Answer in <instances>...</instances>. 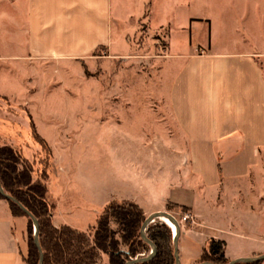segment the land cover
<instances>
[{"label": "crops", "instance_id": "0c3cea01", "mask_svg": "<svg viewBox=\"0 0 264 264\" xmlns=\"http://www.w3.org/2000/svg\"><path fill=\"white\" fill-rule=\"evenodd\" d=\"M153 1L131 0L138 28L142 20L149 32L166 27L152 23ZM125 6V0H0V34L21 50L13 52V58L84 61L101 49L105 59L127 60L132 48L125 27L136 17ZM191 8L195 14L184 24L187 46L182 52L167 51L161 61L170 75L167 103L144 105L156 113L159 124L169 126L153 141L149 136L143 141L147 147L141 161L151 163L152 169L140 178L155 186L150 203L144 206L112 194L100 215L113 202L135 203L150 215L170 211L169 205L187 208L192 220L180 224L181 264H200L212 239L226 242L229 261L262 256L264 0H190ZM201 37L204 43L196 41ZM31 137L38 149L29 158L23 150L21 154L41 166L44 151L32 128ZM42 138L51 150L47 187L55 205L53 224L85 232L80 225L93 201L76 189L67 160L63 155L57 160L54 147ZM164 160L190 178L193 185L185 197H169L160 187L157 162ZM133 178L138 176L133 173ZM27 225L28 220L14 216L9 202L0 198V264H26L21 239Z\"/></svg>", "mask_w": 264, "mask_h": 264}, {"label": "rangeland", "instance_id": "374dc122", "mask_svg": "<svg viewBox=\"0 0 264 264\" xmlns=\"http://www.w3.org/2000/svg\"><path fill=\"white\" fill-rule=\"evenodd\" d=\"M125 2L126 10L136 17L125 27L132 48L127 60L105 59L101 49L84 61L13 58V52L21 50L8 45L0 34V146L11 145L29 158L30 152L38 149L31 137L30 124L34 123L38 134L54 147L57 160L61 155L67 160L68 170L75 175V188L93 201L90 214L80 225L89 242L107 197L115 194L144 206L150 203L155 186L140 178L141 173L152 169L151 163L141 161L147 147L143 141L147 136L153 141L167 132L168 125L159 124L156 113L148 112L144 105L167 103L170 75L161 61L167 51H184L189 42L184 24L195 14L190 0H154L152 23L166 27L149 32L142 20L138 28L134 4ZM196 41L203 42L204 37ZM41 158L46 160L47 154ZM157 164L162 175L160 187L169 197H185L193 185L186 171L174 172L171 161ZM44 168L35 165V179ZM133 173L138 178H133ZM168 207L171 210L165 212L184 224L182 218L188 213ZM28 225L21 239L24 258L31 244ZM113 228L117 230L115 224ZM98 262L108 264L109 259L100 254Z\"/></svg>", "mask_w": 264, "mask_h": 264}, {"label": "trees", "instance_id": "16d2710c", "mask_svg": "<svg viewBox=\"0 0 264 264\" xmlns=\"http://www.w3.org/2000/svg\"><path fill=\"white\" fill-rule=\"evenodd\" d=\"M34 140L43 148L47 159L41 161L44 171L35 179V164L12 146H0V182L6 194L15 198L39 221V240L44 254V264H101L98 256L108 257V264H126L146 257L151 247L141 236V228L147 216L143 209L132 202H113L98 217L91 242L86 233L68 226L57 228L52 221L55 205L48 199L47 180L50 170L51 150L38 134L31 121ZM0 198L5 199L1 194ZM8 201V200H7ZM14 216L29 220L31 234L27 264H39L40 253L34 240V223L14 202L8 201ZM184 212L187 208H182ZM117 226V230L113 228ZM147 237L156 245L157 255L148 262L137 264H176L174 233L166 219L156 220L147 228ZM122 247H125L123 249ZM228 264L226 242L212 239L205 248L200 262ZM264 262V261H263ZM256 262L251 264H262ZM243 264V263H240Z\"/></svg>", "mask_w": 264, "mask_h": 264}, {"label": "water", "instance_id": "95a60500", "mask_svg": "<svg viewBox=\"0 0 264 264\" xmlns=\"http://www.w3.org/2000/svg\"><path fill=\"white\" fill-rule=\"evenodd\" d=\"M0 194L8 201H12L15 204H17L25 213L26 215L32 219L33 223H34V240H35V244L39 250L40 253V262L39 264H44V254L41 248V244H40V240H39V221L36 219V217L30 213L26 208H24V206L19 203L15 198H13L12 196L6 194V192L4 191L1 182H0ZM161 219H168L170 220L176 227V233L174 234V250H175V259H176V264H181V260H180V253H179V238H180V234H181V226L180 223L178 221V219L173 216L170 213L167 212H157L154 213L150 216H148L144 222V224L142 225L141 228V236L142 239L150 245L151 247V252L148 256L143 257V258H137L135 260H132L126 264H137V263H142V262H148L151 261L156 255H157V247L156 245L147 237V228L154 223L156 220H161ZM264 261V255L262 256H258V257H253V258H241L238 260H233L230 261L228 264H251V263H256V262H263ZM201 264H214V263H210V262H204Z\"/></svg>", "mask_w": 264, "mask_h": 264}, {"label": "built area", "instance_id": "2783aa9c", "mask_svg": "<svg viewBox=\"0 0 264 264\" xmlns=\"http://www.w3.org/2000/svg\"><path fill=\"white\" fill-rule=\"evenodd\" d=\"M192 219V217L189 214H186L183 218L181 222H188ZM180 223V222H179Z\"/></svg>", "mask_w": 264, "mask_h": 264}, {"label": "bare ground", "instance_id": "6f19581e", "mask_svg": "<svg viewBox=\"0 0 264 264\" xmlns=\"http://www.w3.org/2000/svg\"><path fill=\"white\" fill-rule=\"evenodd\" d=\"M166 220L170 223L171 229H172L173 233L175 234L176 233V227H175V225L170 220H168V219H166Z\"/></svg>", "mask_w": 264, "mask_h": 264}]
</instances>
